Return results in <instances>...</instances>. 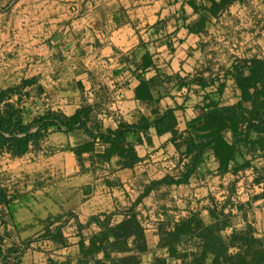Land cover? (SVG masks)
<instances>
[{
    "label": "crops",
    "instance_id": "obj_1",
    "mask_svg": "<svg viewBox=\"0 0 264 264\" xmlns=\"http://www.w3.org/2000/svg\"><path fill=\"white\" fill-rule=\"evenodd\" d=\"M219 1L0 0V92L16 90L6 102L25 124L86 109L97 135L51 127L25 154L0 153V237L21 248V264H214L208 227L227 242L248 235L264 251V147L249 165L243 146L223 165L201 129L206 115L241 100L237 68L264 60V0L213 13ZM141 83L150 100L139 98ZM168 109L176 136L152 126ZM143 118L148 131L128 129L121 148L132 153L105 158L111 146L99 135ZM222 137L233 144L232 132ZM193 218L204 227L167 241ZM131 219L141 235L116 242L109 231ZM103 234L108 242L87 258ZM246 248L238 241L227 252Z\"/></svg>",
    "mask_w": 264,
    "mask_h": 264
},
{
    "label": "trees",
    "instance_id": "obj_2",
    "mask_svg": "<svg viewBox=\"0 0 264 264\" xmlns=\"http://www.w3.org/2000/svg\"><path fill=\"white\" fill-rule=\"evenodd\" d=\"M233 1L220 0L217 9H213V13L227 7ZM143 62L145 67L154 66L149 57H145ZM235 80L241 100L235 105L224 106L206 115L201 124V129L210 132L209 137L212 138L213 144L217 147L223 165H228L231 161H235L236 151L241 150L242 146L247 149L241 155L245 160L243 165H249V161L254 159L257 154L255 145H258L260 148L264 147V60H253L250 63L241 64L237 68ZM140 90L141 93L138 96L141 100H150L152 98L149 87L145 86L144 83H141ZM15 91V89L10 88L0 92V153L8 151L13 156L25 154L31 145L35 147L39 146L40 142L49 133L51 127H56L58 130L64 129L66 132L82 128L89 132L92 137H97V135L92 133V125L86 109L78 111L70 118L49 112L31 123L25 124L20 109L6 102ZM3 103L4 108H2ZM176 124L174 110L168 109L163 114H160L152 126L157 129L159 134L171 131L173 136H176ZM150 126L151 123L143 118L138 125L130 127L122 125L115 131L100 134L101 141L111 146L110 151L105 154V158H110L116 153H123L125 155L132 153V149L129 151L121 150L126 145L128 129H141L147 132ZM228 132H232L235 136L232 145H228L222 137ZM204 148L205 146H201L196 149L194 163L183 181L187 180L189 175L195 172L196 164L199 162ZM3 200V197H0V201ZM201 227H204L203 223L197 218L184 221L179 225H175L168 232L167 241L169 243L177 242L182 236L195 232ZM212 229L211 227L202 229L201 236L206 240L207 252L214 253L218 260L219 258H223L224 261L230 264H261L264 251L258 248L257 241L249 238L248 235L234 236L229 242L223 241ZM109 232L116 238V242L126 240L133 233L141 235L139 224L135 219L125 221ZM108 240L109 238L106 234H103L101 237H93L91 248L85 252L87 258H90L96 249L101 250ZM238 241H242L247 248L235 256L228 254L227 248L229 245ZM118 246H115V248ZM21 252L19 246L5 247L2 237H0V264H21ZM218 260L214 264H220ZM53 264L59 263L54 262ZM80 264L87 263L81 262Z\"/></svg>",
    "mask_w": 264,
    "mask_h": 264
},
{
    "label": "built area",
    "instance_id": "obj_3",
    "mask_svg": "<svg viewBox=\"0 0 264 264\" xmlns=\"http://www.w3.org/2000/svg\"><path fill=\"white\" fill-rule=\"evenodd\" d=\"M48 152V151H47Z\"/></svg>",
    "mask_w": 264,
    "mask_h": 264
}]
</instances>
